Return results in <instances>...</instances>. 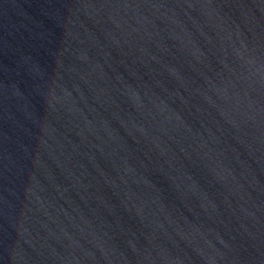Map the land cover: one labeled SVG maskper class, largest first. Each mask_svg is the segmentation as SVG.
Wrapping results in <instances>:
<instances>
[{"label": "water", "instance_id": "95a60500", "mask_svg": "<svg viewBox=\"0 0 264 264\" xmlns=\"http://www.w3.org/2000/svg\"><path fill=\"white\" fill-rule=\"evenodd\" d=\"M0 264H264V0H0Z\"/></svg>", "mask_w": 264, "mask_h": 264}]
</instances>
